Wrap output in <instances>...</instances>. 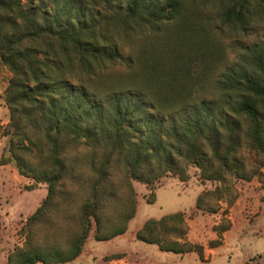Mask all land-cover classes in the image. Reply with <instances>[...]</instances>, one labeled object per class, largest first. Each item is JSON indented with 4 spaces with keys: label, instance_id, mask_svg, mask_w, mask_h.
Segmentation results:
<instances>
[{
    "label": "trees",
    "instance_id": "obj_1",
    "mask_svg": "<svg viewBox=\"0 0 264 264\" xmlns=\"http://www.w3.org/2000/svg\"><path fill=\"white\" fill-rule=\"evenodd\" d=\"M62 1L49 11L35 0H0V61L12 74L6 91L11 119L0 128L11 156L2 165L14 162L21 176L48 190L23 226L24 245L7 264L73 262L94 225L99 242L125 234L137 211L133 181L153 190L169 173L188 182L196 168L202 182L217 183L196 207L218 213L222 201L231 206L238 199L236 181L263 177L264 49L252 55L253 73L240 76L235 117L224 123L206 100L195 114L188 110L218 49L181 0H127L124 16L112 14L110 25L126 36L131 22L151 34L144 32L135 60L96 31L94 16ZM253 4L264 13V0H239L226 19L247 24ZM174 23L176 29H164ZM117 64L126 72L109 76ZM169 119L173 126L166 128ZM81 183L87 190L76 200L69 185ZM232 226L229 219L214 226L220 241L210 246L221 245ZM189 234L185 214L176 213L147 221L136 239L182 257L196 252L203 261L204 247Z\"/></svg>",
    "mask_w": 264,
    "mask_h": 264
},
{
    "label": "rangeland",
    "instance_id": "obj_2",
    "mask_svg": "<svg viewBox=\"0 0 264 264\" xmlns=\"http://www.w3.org/2000/svg\"><path fill=\"white\" fill-rule=\"evenodd\" d=\"M61 1L35 0V6L52 11L55 3ZM64 1L70 8H79L87 16H94L96 31L106 36L108 40L117 42L120 52L126 59L135 60L146 41L145 36L151 35L149 31H137L135 22H131L133 29L128 36L110 25L112 14L125 15L127 0H63L62 2ZM181 1L187 8L191 22L200 24L213 43V47L218 49V53L214 55L217 56L216 61L212 64L209 75L203 86L198 89L197 96L188 110L195 114L196 108L199 109L202 101L206 100L213 107V116L217 120L224 119V123L232 121L235 116L231 109L235 101L240 98L238 83L240 76L253 73L252 55L264 49V13L259 11V7L255 8L254 3L250 7V19L247 24L241 25L236 21L227 20L225 16L226 10L239 0ZM176 27L177 24L174 23L164 29L168 31L167 28L176 29ZM167 39L173 40V37L169 35ZM106 72L109 76H116L125 73L126 67L123 64H117ZM11 78L12 74L0 61L1 132L8 128L11 119L6 92ZM198 114L200 113L196 115ZM172 124V119H169L164 126L170 128ZM169 131L165 130L164 136L172 135ZM9 156H11L9 137L1 133L0 264H7L9 256L24 245L23 226L42 205L48 194L46 184L36 183L32 179L21 176L14 162L2 165V160ZM262 171V178L256 177L251 182L236 181L239 191L238 199L231 206L227 201H222L220 203L222 209L218 213L207 212L196 207L197 199L203 192L214 191L217 187V183L202 182L196 168L189 169L191 177L188 182H182L178 176L169 173L155 183L153 190L133 181L137 211L128 223L127 232L110 241L99 242L95 239L94 225L82 255L77 260L65 264H146V260L172 261L161 258L162 251L158 246L137 241L136 233L147 221L161 220L176 213L185 214L190 227L188 239L190 241L191 238L194 244L206 243L216 233V239L208 243L210 248L211 242L220 241L219 234L213 229L214 226L221 224L224 219H229L233 223L227 245L219 248L212 260L209 257V260L203 263L197 257L198 253L193 252L194 254L190 253L193 255L184 256L185 264H240L248 259L257 264H264V168ZM116 172L123 175L120 169ZM114 182L120 186V194H123V182H119L118 178H115ZM81 184L69 185V190L77 194L76 200H79L87 190L85 184ZM152 194H155V198ZM178 257L180 256L169 254L168 258Z\"/></svg>",
    "mask_w": 264,
    "mask_h": 264
},
{
    "label": "crops",
    "instance_id": "obj_3",
    "mask_svg": "<svg viewBox=\"0 0 264 264\" xmlns=\"http://www.w3.org/2000/svg\"><path fill=\"white\" fill-rule=\"evenodd\" d=\"M232 228H233V226H232ZM233 230V229H232ZM232 230H230V231H227V232H225L224 233V235H223V239H222V244L221 245H219V246H217V247H215V248H210V247H208V243L210 242V241H213L214 239H216V233L214 234V236L213 237H211L206 243H200L199 245H202L203 247H204V259H203V263H205V262H207L208 260H209V257H211V260H212V257L216 254V251L219 249V248H221V247H223V246H226L227 245V243H228V237H229V233L232 231ZM190 241L192 242V243H195V242H193L192 240H191V238H190ZM169 254H172V253H167V252H162V254H161V258H163V259H169V260H172V261H167V262H163V261H153V260H146V264H185L184 263V261H183V259H184V256H183V258L181 259L180 257H178V258H176V259H174V258H168L169 257ZM194 254V253H193ZM193 254H190V255H193ZM173 255H175V254H173ZM189 255V254H188ZM196 255V254H195ZM176 256H178V255H176ZM186 256V255H185ZM197 257H199V256H197ZM200 258V257H199ZM252 258V257H251ZM201 260V259H200ZM210 260V261H211ZM250 259H248L247 261H242L240 264H246V262H248ZM202 261V260H201Z\"/></svg>",
    "mask_w": 264,
    "mask_h": 264
}]
</instances>
